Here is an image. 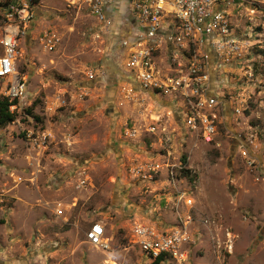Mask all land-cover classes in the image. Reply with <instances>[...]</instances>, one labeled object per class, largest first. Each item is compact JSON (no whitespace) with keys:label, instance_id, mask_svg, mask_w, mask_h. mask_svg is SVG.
<instances>
[{"label":"rangeland","instance_id":"obj_1","mask_svg":"<svg viewBox=\"0 0 264 264\" xmlns=\"http://www.w3.org/2000/svg\"><path fill=\"white\" fill-rule=\"evenodd\" d=\"M252 1L236 3L233 14L234 32L248 43L244 58L214 74L224 87L222 124L212 144L189 133L183 118L168 121L152 98L146 109L130 101L129 92H139L130 81L104 84L101 76L91 77V70H103L109 42L116 40L87 12L62 0L40 1L36 28L20 49L28 101L18 106V119L0 129V190L8 193L0 206V264H153L133 244L131 228L174 221L176 190L195 203L199 243L187 264H264V184L247 171L235 140L253 135L264 145V0ZM44 29L61 38L55 52H45L36 39ZM152 119L174 133L170 143L167 135L147 131ZM126 123L142 125L140 138L125 135ZM44 130L51 142L36 151L28 134ZM164 155L183 164L177 188L165 176L143 181L132 175L133 167ZM97 221L106 227L109 251L87 241Z\"/></svg>","mask_w":264,"mask_h":264},{"label":"built area","instance_id":"obj_2","mask_svg":"<svg viewBox=\"0 0 264 264\" xmlns=\"http://www.w3.org/2000/svg\"><path fill=\"white\" fill-rule=\"evenodd\" d=\"M69 9L85 11L103 29L111 34L115 26L112 9L119 0H62ZM136 26L130 34L119 41V59L135 77L142 92L131 90L128 99L146 109L148 96L172 97L182 105L186 129L206 144L216 142L222 124V102L220 95H210L211 46L216 54V65L222 71L227 65L243 59L248 47L247 41L234 32L233 14L236 3L240 6L252 4V0H129ZM39 3L35 0H0V85L4 96L16 104L11 110L28 101L29 80L22 73L23 54L21 44L36 28ZM47 53L55 52L61 44L56 32L44 29L36 38ZM165 54V59L160 57ZM25 65L28 63L25 62ZM90 76H102L103 70L93 69ZM134 93V95L132 94ZM138 93V94H137ZM239 112V109H237ZM141 124L125 125L129 139L140 138ZM147 131L167 135L170 143L174 133L162 125L161 119H152ZM52 135L47 131L28 134L32 149L46 150ZM240 156L244 159L249 174L256 183L264 184V145L253 135L243 142L235 138ZM164 155L159 161L141 163L131 173L143 181H155L166 177L170 185L177 188V168L183 164L169 162ZM85 184L82 183L81 186ZM7 194L0 190V206H5ZM187 210L180 212L181 207ZM195 207L193 197L186 191L176 190L172 209L176 210L174 221L157 225L152 222H136L132 225L133 244L138 246L151 263L174 261L187 264L191 251L199 243L193 231ZM60 210L57 211V214ZM97 228L99 231H97ZM88 243L97 250L111 249L106 237V227L94 222L87 232Z\"/></svg>","mask_w":264,"mask_h":264},{"label":"crops","instance_id":"obj_3","mask_svg":"<svg viewBox=\"0 0 264 264\" xmlns=\"http://www.w3.org/2000/svg\"><path fill=\"white\" fill-rule=\"evenodd\" d=\"M112 16L114 18L115 26L113 28L112 33L109 35L110 37H112L111 39H114L116 41H114L112 46L111 42H109L110 56L108 57L107 62H102L101 67L104 70V74L100 78L103 80L104 84L107 82L110 83V79L112 83H114L116 79H125L126 81H130L133 85H135V88L138 89L139 92H142L133 74H131V72L127 70L126 65L123 64V62L119 59L117 55V52L120 50L119 40L127 37L132 31V27L137 25L132 14V7L130 5L129 0H119L116 6L112 9ZM207 50L210 55L209 70L211 77L213 76L211 80V89L209 94L220 95L221 90L224 86H222V79L218 81L216 79V75H214L217 74V72L219 71L216 65V54L211 46H208ZM233 65L234 64H229L224 69L233 70ZM144 94H146L148 97L152 98L155 101L157 110L161 109V115L163 113V115H167L169 119L168 121H171L172 119L175 120L176 118L179 119L183 115V107L181 103L176 101L174 98L156 95L152 92H144ZM2 211H5L4 208L2 209Z\"/></svg>","mask_w":264,"mask_h":264},{"label":"trees","instance_id":"obj_4","mask_svg":"<svg viewBox=\"0 0 264 264\" xmlns=\"http://www.w3.org/2000/svg\"><path fill=\"white\" fill-rule=\"evenodd\" d=\"M41 0H35L36 3H40ZM16 104V102H11L9 101L8 98L4 96H0V129H3L10 124L14 123L18 119V112L17 110L12 111L11 106ZM29 114H33L31 109H28ZM39 119V117H36ZM183 162L187 163V158L184 156L183 157ZM184 173L186 176H190V171L189 170H184ZM184 174V175H185ZM191 181H194V177H189ZM162 259H158L155 261L153 264H161Z\"/></svg>","mask_w":264,"mask_h":264},{"label":"snow or ice","instance_id":"obj_5","mask_svg":"<svg viewBox=\"0 0 264 264\" xmlns=\"http://www.w3.org/2000/svg\"><path fill=\"white\" fill-rule=\"evenodd\" d=\"M97 231H99V229L97 228Z\"/></svg>","mask_w":264,"mask_h":264}]
</instances>
